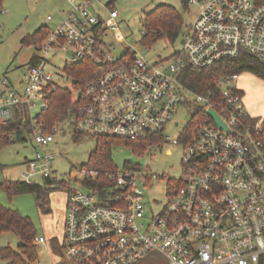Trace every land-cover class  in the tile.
Segmentation results:
<instances>
[{
  "label": "built area",
  "instance_id": "obj_1",
  "mask_svg": "<svg viewBox=\"0 0 264 264\" xmlns=\"http://www.w3.org/2000/svg\"><path fill=\"white\" fill-rule=\"evenodd\" d=\"M67 1L72 9L36 47L24 82L0 81V121L21 109L30 119L26 141L36 152L24 162L23 182L41 177L68 190L65 264H148L151 254L165 258L157 264H264V117L248 111L234 85L239 73L221 76L205 93L183 80L187 66L210 68L241 52L264 62V0H188L200 8L182 34L181 49L155 61L131 48L112 57L108 34L117 36L116 8L102 15L92 0ZM66 49L72 56L65 66L88 59L103 67L76 87L78 133L144 142L143 153L131 148L138 154H153L167 142L183 145L184 174L158 212H148L144 200L157 175L140 165L85 166L75 176L81 188L54 176L55 154L45 148L58 127L46 130L34 107L42 101L41 109L47 108L48 92L61 86L47 63L53 50ZM181 107L195 112L180 137L172 138L165 128L173 121L180 126ZM210 107L233 132L216 124ZM34 241L46 238L36 235Z\"/></svg>",
  "mask_w": 264,
  "mask_h": 264
},
{
  "label": "rangeland",
  "instance_id": "obj_2",
  "mask_svg": "<svg viewBox=\"0 0 264 264\" xmlns=\"http://www.w3.org/2000/svg\"><path fill=\"white\" fill-rule=\"evenodd\" d=\"M162 4H172L182 14L181 34L173 41L163 36L155 41L143 42V32L148 25L146 14L152 13ZM91 5L102 15H107L108 9L112 6L119 11L117 36L113 32L108 34V40L115 46L111 51L113 58L120 57L125 49L131 48L145 55L149 61L169 57L181 49L182 34L193 22L200 8L198 4L186 5L183 0H92ZM70 9L72 5L67 0H3L0 12V81L6 77L15 86L24 82L31 66V58L39 51H36L34 44H24L21 39L27 34L35 33L41 27L56 29ZM48 16L52 19L48 20ZM71 56L72 53L68 49L53 50L47 68L53 73L54 80L61 86L70 88L75 97L76 87L73 85V78L67 76L65 72L66 60ZM234 85L242 91L248 111L256 117L263 118L264 76L243 71L239 73ZM41 107L42 101H38L34 113L39 112ZM194 112V107H181L176 116L180 126H175L174 121L169 123L165 128V134L172 138L180 137ZM74 118L75 114H70L66 120L57 123L58 131L54 135V141L45 150L55 154L54 176L72 187L81 188L75 176L81 177L80 171L89 165L90 154L96 148L97 139L92 135L78 133ZM131 148L126 143L115 146L112 150L113 164L119 169L125 168L128 163L137 164L147 172L157 175L152 177L144 189L147 210L156 213L167 203L168 190L179 182L184 174L183 145L167 142L158 147L153 154H138ZM168 150H171V153ZM35 152V144L31 140L3 147L0 150L2 164L0 182L23 181L24 162L27 158H32ZM34 181L49 190L43 207L33 192L10 195L1 186L0 202L28 216L34 224L36 235L46 238L45 243L37 244L36 259L30 264H38V261L41 264H65L62 246L68 190L64 186L52 187L41 177L34 178ZM20 242V238L12 232L0 233V248L10 247L19 250ZM150 260L148 264H157L163 262L165 258L151 254ZM5 263L6 260L0 258V264Z\"/></svg>",
  "mask_w": 264,
  "mask_h": 264
},
{
  "label": "trees",
  "instance_id": "obj_3",
  "mask_svg": "<svg viewBox=\"0 0 264 264\" xmlns=\"http://www.w3.org/2000/svg\"><path fill=\"white\" fill-rule=\"evenodd\" d=\"M187 5L188 0H183ZM111 2L108 3L110 5ZM3 8V0H0V11ZM111 8H114L113 6ZM148 25L143 32V42L155 41L163 36L175 40L182 31L183 17L172 4H162L152 13L146 14ZM49 28L41 27L33 34L25 35L22 43H32L36 48L46 37ZM36 53L31 58V63L36 61ZM103 71V67L91 60H82L65 66L67 76L73 78V85L79 87L96 78ZM251 71L264 76V62L256 56L241 52L237 58L226 60L210 68H193L187 66L184 69V82L199 92H207L214 87L218 78L232 73ZM48 107L37 113L38 119L44 123L46 130H50L55 124L66 120L70 114L76 113V101L70 88L57 86L48 92ZM31 124L27 112L19 110L14 118L8 121H0V150L15 142H22L30 136ZM14 137L11 140V137ZM96 148L90 154L88 166L96 168L116 169L112 161V150L121 143H126L132 148L144 152V142L131 141L113 137H96ZM10 195L33 192L43 207L46 204L49 190L39 184H28L23 181L6 180L0 182ZM12 232L20 238L19 250L10 247L0 248V258L6 260L5 264H30L36 259L37 250L34 239L36 231L32 220L20 213L17 209L4 206L0 202V233ZM55 247L61 250L60 247ZM63 248V246H62Z\"/></svg>",
  "mask_w": 264,
  "mask_h": 264
},
{
  "label": "water",
  "instance_id": "obj_4",
  "mask_svg": "<svg viewBox=\"0 0 264 264\" xmlns=\"http://www.w3.org/2000/svg\"><path fill=\"white\" fill-rule=\"evenodd\" d=\"M207 112L214 119V121L220 128L228 132H233V130L229 128V126L226 124V122L222 119V117L219 115V113L214 108L210 107L207 110Z\"/></svg>",
  "mask_w": 264,
  "mask_h": 264
}]
</instances>
